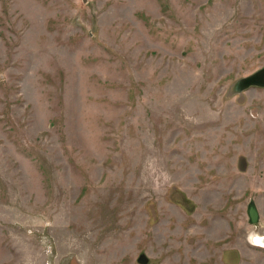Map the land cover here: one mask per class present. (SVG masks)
Segmentation results:
<instances>
[{
  "label": "rangeland",
  "instance_id": "1",
  "mask_svg": "<svg viewBox=\"0 0 264 264\" xmlns=\"http://www.w3.org/2000/svg\"><path fill=\"white\" fill-rule=\"evenodd\" d=\"M263 66L264 0H0V264H264Z\"/></svg>",
  "mask_w": 264,
  "mask_h": 264
},
{
  "label": "water",
  "instance_id": "2",
  "mask_svg": "<svg viewBox=\"0 0 264 264\" xmlns=\"http://www.w3.org/2000/svg\"><path fill=\"white\" fill-rule=\"evenodd\" d=\"M248 86L264 87V66L249 75L239 78L234 85V87L240 91ZM249 215L253 222L258 221L259 212L254 204H251L249 207ZM140 260L145 264H147L148 262V259L146 257H142Z\"/></svg>",
  "mask_w": 264,
  "mask_h": 264
},
{
  "label": "bare ground",
  "instance_id": "3",
  "mask_svg": "<svg viewBox=\"0 0 264 264\" xmlns=\"http://www.w3.org/2000/svg\"><path fill=\"white\" fill-rule=\"evenodd\" d=\"M251 238L254 241L253 244L264 246V234L263 233L262 234L253 233Z\"/></svg>",
  "mask_w": 264,
  "mask_h": 264
},
{
  "label": "flooded vegetation",
  "instance_id": "4",
  "mask_svg": "<svg viewBox=\"0 0 264 264\" xmlns=\"http://www.w3.org/2000/svg\"><path fill=\"white\" fill-rule=\"evenodd\" d=\"M257 87H260V86H257ZM251 204H253V203H251ZM251 204H249V207H250V205ZM256 206V205H255ZM257 207V206H256ZM257 210H258V208H257ZM248 211H249V208H248ZM259 212V211H258ZM249 217H250V215H249ZM250 220H251V218H250ZM258 221H259V219H258ZM258 221H256V222H258ZM251 222H253L252 220H251ZM256 233V232H255ZM260 234V233H259ZM252 237V236H251ZM252 239V238H251ZM252 242H254L253 240H252ZM148 259V258H147ZM149 260V259H148ZM149 263V261L147 262V264Z\"/></svg>",
  "mask_w": 264,
  "mask_h": 264
},
{
  "label": "trees",
  "instance_id": "5",
  "mask_svg": "<svg viewBox=\"0 0 264 264\" xmlns=\"http://www.w3.org/2000/svg\"><path fill=\"white\" fill-rule=\"evenodd\" d=\"M180 203V202H179ZM182 203V202H181Z\"/></svg>",
  "mask_w": 264,
  "mask_h": 264
}]
</instances>
